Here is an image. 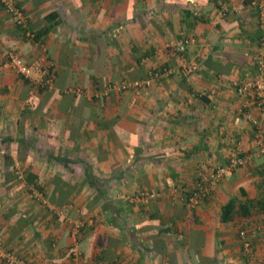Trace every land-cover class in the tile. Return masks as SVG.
I'll list each match as a JSON object with an SVG mask.
<instances>
[{"label": "crops", "instance_id": "0c3cea01", "mask_svg": "<svg viewBox=\"0 0 264 264\" xmlns=\"http://www.w3.org/2000/svg\"><path fill=\"white\" fill-rule=\"evenodd\" d=\"M13 1L36 38L0 2V63L15 50L57 78L46 91L0 78L4 248L36 264H264L262 158L186 203L204 168L255 153L236 92L262 35L255 0H223L225 16L217 0ZM51 13L60 23L42 35ZM182 35L194 39L185 55L169 48ZM156 69L167 75L150 79ZM121 81L147 84L109 89ZM231 199L248 215L223 222Z\"/></svg>", "mask_w": 264, "mask_h": 264}, {"label": "built area", "instance_id": "2783aa9c", "mask_svg": "<svg viewBox=\"0 0 264 264\" xmlns=\"http://www.w3.org/2000/svg\"><path fill=\"white\" fill-rule=\"evenodd\" d=\"M223 7L220 14L223 16L227 4L223 0H218ZM7 12L15 19L18 26L22 28L25 35L29 38H35V35L29 29L28 17L21 12L15 5L13 0H0ZM252 5L256 9L257 20L262 35L257 44V50L253 56L252 66L247 71L245 79L237 84V95L244 102L240 112L254 127V145L256 147L254 154H243L239 148L233 149L225 166L207 167L202 170L198 176L197 184L190 192L187 198V206L189 208H197L206 202L216 191L218 186L224 181L230 179L234 173L246 165L253 156L262 158L264 164V0H255ZM194 42V39L188 35H182V38L176 43L169 44L175 53L181 54L187 51L188 47ZM6 71H11L19 78L31 83L36 89L46 91L55 88L57 69L52 62L47 65H41L38 62H28L23 59L15 50L8 51L4 60L0 63V78ZM167 71L162 72L151 71L150 79L157 80L165 77ZM147 82L145 81H121L120 83L111 84L109 89H119L121 91H134L140 94ZM67 92L81 94L80 89L70 87ZM251 107L255 109L259 117H255L249 110ZM158 194L142 193L141 200L156 199ZM171 235V234H169ZM244 250L246 253L253 251L252 241L250 239L251 231L242 230L240 233ZM181 237V236H180ZM0 261L5 264H36L27 260L15 252L4 248L0 242Z\"/></svg>", "mask_w": 264, "mask_h": 264}, {"label": "trees", "instance_id": "16d2710c", "mask_svg": "<svg viewBox=\"0 0 264 264\" xmlns=\"http://www.w3.org/2000/svg\"><path fill=\"white\" fill-rule=\"evenodd\" d=\"M218 1V0H217ZM224 2V1H223ZM219 3V1H218ZM226 3V2H224ZM221 10H223V7L219 4ZM17 7V6H16ZM227 10V9H226ZM224 10V13L225 11ZM53 13L49 14L47 16V19L49 20L48 25L42 30V35L48 34L55 26H57L60 22L56 21L54 19ZM224 14L223 16H225ZM21 28V27H20ZM36 38V37H35ZM190 47V46H189ZM188 47V48H189ZM171 49V48H170ZM188 50V49H187ZM187 51L179 54V55H185ZM162 72H165L167 70L160 69ZM154 71H158L157 69ZM259 208L264 211V198L258 203ZM241 210V211H240ZM239 212H242V215H248V206H240L239 210H237V200L236 199H231L222 209V220L223 222H228L232 218H234Z\"/></svg>", "mask_w": 264, "mask_h": 264}]
</instances>
